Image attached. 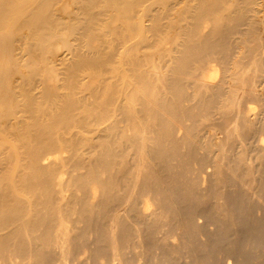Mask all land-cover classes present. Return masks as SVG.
Instances as JSON below:
<instances>
[{
	"label": "rangeland",
	"instance_id": "1",
	"mask_svg": "<svg viewBox=\"0 0 264 264\" xmlns=\"http://www.w3.org/2000/svg\"><path fill=\"white\" fill-rule=\"evenodd\" d=\"M52 1H50L49 9L52 13L53 20L57 21V23L60 20V24L65 27L69 25L68 23L70 24L72 23L71 25L74 24L76 26V30H75L76 32L66 35L64 30L60 28L58 29L57 26H56L57 28L52 30L50 33L47 34L45 32V34L48 36L44 34L42 37L45 38L46 43L49 42L47 45L49 46L51 45V48L48 47V50H47V46H45L46 52H44V49L40 50L36 46H34L37 39H34V38L29 39L30 41L32 40V45L30 44L31 42L28 41V37H27L28 32H26L29 30L28 26H21L22 28L19 27L17 30L19 29L20 30L19 31L16 30L17 33H15L16 32L15 31L14 34L12 35L10 34L11 31H9L8 29L6 31L7 33L4 32V34L6 33L5 37H8V40L10 42V55L9 56L11 59V64L6 69L11 75L10 91L12 93L11 99L13 101L10 103L8 102V104L5 106L2 121L8 124L9 127L20 126V125L22 126L23 123L28 121L27 120L28 114L26 115L24 111H21L23 109H20V106H19V104L21 105L23 103V95H26V93L28 96L27 98L28 100L31 99V102L36 101V102L41 103V106H44V108L41 107L43 108L44 113L45 112L50 113V111L52 112V111H55L56 109L58 110V111L56 110L57 113L62 112L59 109L62 108L63 110L66 107V106L64 107L63 104L66 103L65 105H67V102L65 101H68L67 99H70V98L66 99V97H68L69 93H71L70 94L71 98L75 100V101L72 100L73 101L72 103H74V105L70 102L71 100L68 101V104L70 102V104L73 105L69 107L71 108L74 107L75 109L73 112L74 116L80 117L83 114V110L89 111V108H90L91 111H89V113L92 119L98 117L100 111H99V108H97L98 105H96L97 104L96 96H99V95H96V94H98V92L101 91V88L104 85L108 83L113 85V83H115L114 84L115 87L113 86L114 87L113 89L123 94L122 92L123 90L122 91L118 90V88L122 89V86H123V84L121 83L122 81L120 82V80H118L117 78L113 80L109 78V76L112 70L115 71L120 68L121 66L120 61H122L123 60L122 57H124L123 54L126 55L128 53V50L129 52H132V51L134 53L137 52L138 54L136 53L137 54L136 57H139L138 58L139 60L137 59L136 62L140 61L138 63L135 62L136 65L135 63L132 64L133 66L134 65L138 66L137 67L138 69L135 66L134 67L132 66L133 70H131L132 69L131 66L126 67L127 71L130 68L129 72L131 71V73L132 71L136 69H137V72L139 70V73H140V69H144L145 71L149 69L148 64L145 65V63H142L146 61L147 57H148L147 60H149L150 56L152 58L153 56H155L154 58H156L155 59L156 62L154 61V58L152 61H154L155 63H158V64L161 63L164 65L165 62L166 64L167 62H169L168 56L173 55L172 52L175 53L176 51L177 53H179L180 51L181 52L185 51L191 46L192 47H194L195 45L198 46L199 44L203 42L208 43L212 47H219L218 45L221 44L220 46L229 45V46H232L233 48L234 46L236 48L237 47L242 48V49L244 48L242 51V54H240L241 56L239 57L241 60L240 62L243 64L249 63V54L246 53L249 43L257 44L259 48L264 52V0H118V1L113 0L112 2L111 0L110 1L109 0H104V1L102 0H88L87 1L86 0L85 3H84V0H81V1L80 0H52ZM119 1L121 2L118 3ZM81 2L83 3V5L86 4L85 7L82 5ZM114 2L116 3V5H118L119 7L118 9H117V6H115ZM108 3L109 4L114 3L113 5L111 4L113 7L108 5ZM103 5H104V8H103ZM65 7L67 8V10ZM87 20L90 23L87 22ZM57 25H59V23ZM129 31L132 32L133 35L131 33V36H129L130 35ZM112 34L116 36L113 38L114 35ZM99 36H101L100 37L101 39L99 38ZM24 37H25V41L29 43L28 45L24 41ZM249 40L252 42H250ZM124 41H126V43ZM133 48L135 50H133ZM50 49L52 50L49 52ZM177 49H181V50L178 51ZM167 51L169 52L171 51L170 55H169V52ZM40 52L46 53L45 56L47 57L46 60H41L42 61L41 71H40L41 73L40 72H39L40 74L35 73L36 75L31 73L34 76L33 77L29 76L30 78L29 80L25 79L26 77L24 76H26V73H27V68H26L27 65L32 60H34L36 57H38L40 55ZM165 55L168 59H166ZM158 58H160V60ZM259 59H260L259 63L261 65V68H263L262 69L263 71L261 70L262 73L259 76L257 75V78H255V90H256L255 97L250 96V95H248L249 96L248 97L246 96L247 94L244 95L243 98H241L240 100V103H239L240 107L238 106L236 110L234 111V113L230 114V116L231 115L232 116L231 117L229 116V118L233 122L231 123V126L229 127L230 129L232 128L230 130L231 131L230 134L232 133L231 136L229 135L230 137L228 136L229 132L227 130L225 131L223 130V127L225 126L227 118L225 117L223 118L220 115H214L213 118L209 119L208 121L204 119L201 122V124L200 123L196 124L197 120L194 122V120L186 119V121L184 122V126L186 125L185 128L183 127L184 129L182 128L181 130H179L178 133L175 134L176 136L174 137V139L170 140L168 138L164 140L165 144L163 145V150L165 149V151H164L163 157L155 156L154 147H150L151 148L150 151L148 148L149 146L145 149V152L147 153L144 155L145 156L144 164L146 165V168L142 169L140 174L143 176L152 175L153 176L152 180L153 181L155 180L153 182L155 189H152V190L150 189V191L147 190L145 193H143V194H146L144 196V200L150 199V204L151 203L152 204L148 211H146L145 213H140V215L137 214L135 210L131 208L130 206L127 208V210L124 209L121 212L120 214L121 216L119 218L120 220L118 221L116 228H115L116 231L114 232V237H115L114 240L115 242H117L115 244L116 246L118 244L117 249L119 247L118 249L119 253L117 254V256H115V258H111V255H110L111 253L110 248L112 247V242H111L112 235H110V233L108 232L109 230L107 229V226L109 224L110 215L112 214L110 212L115 207L120 205V203L124 201L123 199L126 198V194L125 192H123L124 191L123 186L125 184L124 181L126 180H124V178H123L124 181L122 180V177L124 176L122 174L124 173L126 169L122 166V164L127 165L126 162H128V159H132V157L129 158V156L127 155L122 156V154L120 155L119 153H118V156H120L121 158L117 156H116L117 158H115L114 155L113 157L104 156V154L102 153L103 154L102 155L100 150H97L98 148H95V147H98L96 145H98L99 143L98 140L100 139V137L102 136L105 137L106 133H108L107 126H109L111 122L115 121V124H117V127H120V126L121 127L120 129L116 127V130L118 129V133L112 132L111 135L109 133L107 137L112 136L113 133H114L113 137L114 135H116V139L115 137L114 138L111 137V139H109L110 137H108L109 145L115 148L114 149L115 155L117 154L116 148L117 150L120 149L118 145H119V140L120 139L122 140V136H120V134H122L121 128L122 129L123 127L125 128V124L122 122L120 123L119 121L120 117H115V115L113 117L112 116L113 113H111L113 112V110H115L114 108L117 106L119 102L118 99L122 97L121 94L120 95L118 94L120 96L119 97L117 95V92L115 94L114 99H112L113 101H110V103H113V104L110 105L109 103V106L114 107V108H110L108 106L109 108L105 110V112H107L108 115L112 114L110 116L113 118V119L110 118L111 122H108L109 123L108 125L106 123L104 124L106 125L105 129L103 128L104 127L103 125V126H98V129L93 128L91 129V131L85 133V136L87 135L86 138L89 137L88 139L86 138L85 139L87 142H90V144L88 143L87 146H84L85 147L84 150L86 152L87 151L86 148L88 149L92 148L90 152L88 150L87 153H85L83 151L84 147H82V150H79L80 152H78L79 155L77 154V157L72 161L68 159L69 156L67 155L69 154L62 153L64 155L59 154V156H62L64 159L62 157H61L62 159L59 158L60 160H57L54 163L55 166L53 165V163L52 164L48 163L47 165V163L43 164V162H42L43 165L39 163V166H38L40 172H38V174L36 175L37 176L41 175V178L40 176H38V178H36L37 180L43 179L42 181H45V178L47 177L45 176H44L45 178L42 177L43 175H46L45 172L46 173L50 172L52 174L53 172H56L57 175L55 177L53 175V178L63 177L64 184L67 180H68L67 182L70 181L69 183L66 182L69 188V191H67L66 196H67L68 203L70 202L71 204L72 202L71 204L72 208L69 206L68 208L66 207V209L64 208L66 212H62V214L64 216H68V214H70V216L72 217L69 216L68 218L76 222L77 224L71 223L72 222L71 221L68 225L70 227L69 228L70 233L68 236V240L69 239L70 240L68 241L69 243H67L66 249H68V251L65 250L64 258H62L60 254H58L59 253L58 248L53 247L54 236L52 234L55 228L49 231L45 230L47 226H50V228H53V226L54 227L56 226L55 224L59 217H57L58 214L56 212L57 205L53 206L54 205L53 203L57 201L56 199L57 191L59 189L64 190V188L67 187V186L65 187L64 184H62L63 187L58 186V185H53L55 183L52 182L50 185L54 187H50V185H48L49 187L47 186L50 190V191L48 190L49 192L47 191V187H46V192H45L44 187L41 186V189L40 187H38V190H39V192H37L38 195L43 196V193H44V196L45 195L47 196L49 194L47 198L45 196L46 199H44V197L41 198L43 203L46 204L47 207L43 205V203L41 204V201L39 204L43 205V207H41L40 205L36 206L38 208L40 206L41 209L39 208V211L40 213L42 212L41 214L38 212L37 210L38 208L30 207L29 205L28 207H26V211H25L24 210L25 203L20 199H17L18 200L17 201L16 200L17 196H15L16 195L15 193H13L15 201H11V198L12 200L14 198L13 196L10 197V194L4 195L5 198L7 196L8 199L10 197L11 202L8 201V199L3 198V196H0V203L2 202L1 204L5 205L4 206L0 204V207H1L0 210L3 211L0 213V215L4 214L5 212L4 210H6L5 214L1 217L2 218L5 217L8 220L6 221V219L3 218V220L5 221L2 223L3 220L0 217V221L2 224L0 226H3L2 228L1 227L0 228L1 230L2 229L4 230L6 228L5 229L6 234L10 233L11 231L14 232V233L11 232L12 235L8 234L9 238L7 237L6 234H5L6 235L5 237L3 230L2 232L4 236L2 235V233L0 234V237L3 236L1 238L5 237L4 241L3 239L1 240L0 238L1 240L0 243L2 242L1 247H0L2 249L0 250V257L2 255V252L5 250L3 252V256L1 257L2 263L0 262V264H19V263L20 264H38V263L39 264L40 263L41 264H51L50 262H52V264H264V64H263L264 57L263 58L259 57ZM211 62H213L214 64L210 63V66L214 65L215 67L213 66L214 67L213 71L217 73L214 79H211V82L213 81V83L214 82L217 83L218 80H220L222 76V73H221L222 64L219 63L218 61L217 63L216 60L211 61ZM161 64L160 66L162 68L164 67L165 69L166 65L163 66ZM86 65L88 67V70L85 69ZM141 65L142 67L145 65L147 69L144 68L145 66L143 68H140L139 66ZM82 66L84 67L82 68ZM18 70L20 71L18 72V75H17ZM87 71H90L89 75L87 74L88 73ZM51 72L57 73L58 79H59V80L57 79L58 81L57 83H54L53 81H51L50 79L51 74H52ZM93 73L96 75H94ZM85 75L88 78L85 77ZM71 79L73 80L74 83L72 82ZM115 80H117L116 82L118 83H116ZM87 83L88 84L92 83L93 87H90V89L93 88L94 90H89V88H87V85H88ZM119 83H121V85ZM70 85H71V88L73 87L72 91L68 89ZM116 85L118 87L117 89H116ZM98 87L100 89H98ZM210 91L212 90L207 91V94L205 98L203 99L207 100L209 97H211L210 95H213V91L212 92ZM209 92L212 94H210ZM93 93L95 95H93ZM188 94L191 96L193 94V91L191 89L188 90ZM77 96L80 99L82 97V100H80ZM7 98H10V96H8ZM189 99L190 98H188L187 100ZM115 100H118V101L116 102ZM187 100L185 101V105H187V107L192 106L191 104L194 105V103L195 105H197L196 102L191 103L190 100L189 101ZM46 102H50V103H46ZM94 103H96L95 104L96 106L94 105ZM89 105L92 108H94V111L92 110L91 107H89ZM81 106H83L84 109ZM75 107L76 108L79 107V109H76ZM108 109L109 110L112 109V110L108 111ZM201 110L203 112H201ZM196 111L198 114L200 112L199 114L200 117L202 116V114L205 117L206 111L203 106L197 105ZM94 112H96V114H94ZM238 112H241V113L243 112V114L247 115L244 120L243 118L240 117L243 121L242 120L240 121V118H238L239 120L236 118ZM79 113H80V116H78ZM107 113L105 114L107 115ZM97 114L98 116H96ZM202 118L203 116L201 117V120ZM236 119L238 121H236ZM210 126H212V128ZM213 127H215L216 129ZM41 129L43 128L41 127ZM233 129H235V131H233ZM119 130H121L120 133H119ZM147 130L148 129H146L145 133H147ZM44 131L45 130L43 129V131H41V134L39 132L38 133L39 135L33 136L35 138V139L33 138L35 141H38L39 139L41 140L42 138L41 147H44V148L39 149L40 153L42 154L40 158L48 154L47 151H49L48 148H45L46 147L45 143L48 141V138H46L48 137V133L45 132L46 133L45 135ZM131 132L126 131V134L128 135V137L132 136ZM118 134L121 138L118 136ZM153 136L154 135H152L151 137ZM93 138L94 140H92ZM113 139L115 141H118V143L114 142ZM94 141L96 144L94 143ZM131 141L133 144L131 143ZM91 142H92V145H91ZM129 142L127 143V145L131 144L130 146L135 145V142H136V145L140 143V142L138 143L137 140L136 141L129 140ZM92 146L93 147L95 146V147L93 148ZM1 147L2 146H0V148ZM132 147H135V146H132ZM94 149H96L97 152ZM5 150L7 149L5 148ZM53 150L54 152H57L56 149H53ZM53 150H50L49 152H53ZM92 151L96 152L97 154L93 153ZM88 152L93 155L91 154L89 155ZM5 153L6 151L4 152V148H3V153L0 154V168L2 169L4 167L5 168L4 170L6 171L5 165L7 164L5 163H6V160L9 158V155H6ZM80 153H82L83 155ZM85 156H86V159H85L86 163L85 161H83ZM80 157H84V158L81 159ZM122 157H123L122 161L118 160V158L122 159ZM91 158L93 159V161ZM143 158L144 157H142V162L144 160ZM124 159L125 160L127 159L126 162ZM67 160H69L72 163H70ZM116 160L121 161V163L117 165L116 163L118 161L116 162ZM59 161H61L60 164L64 162L65 163L67 162L70 164L76 163L77 168L75 169V171L74 169H72L74 173L70 171V173L67 172L66 174V172H64L66 171V169L63 168V164L62 166L59 164ZM129 161L131 162V160ZM101 162L103 165L111 163V162L112 164L115 163L116 165L114 166L116 168L114 170V166L111 164L112 167L110 166L108 171H105L102 168L103 165L100 164ZM78 164L82 167V169L84 167V169L83 170L80 169L81 167H79ZM40 165L42 167H40ZM56 166H57V170L58 168H61V170L63 169L64 171L55 170ZM85 166L91 169L92 168L95 169V171L98 173H96L95 175V171L94 172L93 170L90 171V169L88 170V168ZM98 167H100L101 169ZM119 167L121 168L123 167V169L120 168L122 173H120ZM1 169L0 171L4 173L5 171ZM77 169L78 171H76ZM42 170L43 171L45 170V171L43 172ZM87 170H88V174H85ZM109 170L111 174H109ZM80 173H82L85 176L87 175L86 179L88 178L89 179L88 180L84 179L85 177H83V175L81 174L84 180H82L80 184L79 183L77 184L78 180L81 181L82 179V177L79 175ZM64 174L66 177L64 176ZM98 174L100 175V177ZM104 174L105 175L107 174V175L105 176ZM67 175L69 177H67ZM91 175L92 177L93 176L95 177L97 176V178L99 177V181L104 186L108 184L110 190L109 191L107 190L108 191L107 196H108V193H110V191L112 192V194H109V196L110 195L111 196L107 197L108 200L110 199V201H107L109 203L106 202L107 200L106 198L105 201H102V203L100 202L101 205H99V203L93 207L82 205L83 200H84V196H83L84 194L82 190L85 189L84 186L91 187V185H93L94 183L93 181H89L94 178V177L92 178ZM37 176H33V177H37ZM70 176L73 178H71ZM76 176L78 177L77 179H76ZM114 176L118 181L121 180L120 181L121 183L119 182L120 184L117 182ZM15 177L16 176L14 175L12 176V178H15ZM109 178L111 180L113 179L112 181L114 182L116 181L115 183L118 186L112 187L113 185L115 186V183L112 185L109 184L108 183L110 181ZM71 179L72 181L73 180L76 181L74 182L77 184V187L79 189H81L83 185L84 189L80 190L81 193L80 191H76V194H75V190H77L75 183H74V186L72 185V189L73 190L74 188L76 189L74 191L71 190V188L69 187V185L71 186ZM101 180L104 182H102ZM54 182H56V180H54ZM122 183L123 185H121ZM87 184H90V185H87ZM78 185H80L81 188ZM118 187L119 188L121 187L122 189L121 188L119 189ZM50 188L52 190L54 189L53 193L54 195H56L55 197L52 196L53 194ZM111 188H113V190H111ZM42 189H44V191ZM54 191L56 192V194ZM51 196L54 198V201L53 199L51 200L50 198ZM77 196H79L80 198L79 197L77 198ZM74 197L76 201L74 200ZM1 199L3 201H1ZM4 199L7 200V203L9 202L8 205ZM77 199H79L80 201ZM19 201L20 202L22 201L23 204H21ZM12 202L13 203L16 202L15 204L17 203L21 204V205H18V204L17 205L21 206L20 208L22 209L24 208L23 210L21 209L20 211V208L16 206L20 212L17 214V216L15 212L17 213L16 210L18 209H16L15 205L13 204L14 207L13 205H11L12 208L11 206H9L10 204H12ZM73 202L74 203L76 202V203L74 204ZM47 203L49 204L52 203V204L47 205ZM76 204H78L79 207L76 206ZM72 205H75V206H72ZM26 206H27V203H26ZM52 206L55 207V210H51L53 208ZM3 207H5L6 209ZM27 208L28 210L29 208L31 209L33 208V209L29 210V212L27 213L28 211ZM70 208L74 210V214H73V211H70L71 210ZM81 208H84L85 210ZM9 209H10V213H9ZM34 209H36L37 211ZM47 211L48 213L51 211L53 214L52 213L48 214ZM21 212L23 214H21ZM30 212H33V214L32 213H31L32 215L29 214ZM71 212L75 216V218L73 215H71ZM80 212H82L81 213L82 216L79 215ZM102 213H104L105 215ZM25 214H28L26 215V217L28 216L27 220L29 222L26 220ZM39 214L40 216H43L42 220L44 219L45 221L46 220L48 221L44 222V220L43 221L39 220L38 227L36 226V228H34L35 227L34 225L37 224L34 221H36V219L38 220V218L39 219L41 218L39 216L37 217V215ZM46 214H47V217L48 215H51V216L47 218ZM54 214L55 215L57 214V216H55ZM153 214H157V215L163 214V215L161 217L158 215L159 217L158 219L157 215H153ZM33 215H35L36 218ZM15 216L17 218L19 217L18 218L19 222H17L18 220ZM165 216H167L168 218ZM50 218L54 219L55 222L54 220L52 222ZM76 218H79V219L77 220ZM20 219H22V222L20 221ZM77 221H79L80 223L78 224ZM8 222L10 223L8 226L9 230H7ZM40 222L41 223L44 222L45 229H43L44 227L42 228V226L44 225H42ZM19 223L20 225L18 226ZM21 223L23 226L21 225ZM39 223L42 226H39L40 225ZM30 224H34V225H30ZM51 224H54V225H52L51 227ZM73 225H77V226H73ZM10 226L12 227L9 228ZM15 226L17 227L18 230L15 229L16 228ZM28 226H31V227L28 228ZM41 228L44 230V232H42L43 230ZM34 229H36V232H34L35 231ZM27 230L29 231V234ZM106 230L108 231L106 232ZM21 231L24 233H22ZM31 231H33L35 235L33 233H30ZM19 233L22 235V238L24 240L23 239L21 240V236ZM14 234H17L19 236L18 237L16 235L17 236L16 238H18L17 240L14 239L15 238ZM42 234H44L43 237L46 236V238H42ZM11 236L13 238H11ZM100 236L102 238H100ZM33 237L34 239L35 237L39 238V241L41 243L38 242L37 239L34 240ZM5 239L8 241L13 239L14 241L11 240L13 242L10 241V243H13L12 245L18 242L17 245L20 246L19 248H17L16 244L14 245L15 248L18 250L13 248L14 246L11 247V244L9 242L6 243ZM46 239H48L49 241H47ZM50 240H53V241L51 242ZM30 241H32L31 243H33L34 241L35 242L31 244ZM47 242L51 243L52 245L50 246V244ZM4 243L7 244L6 247L10 246L11 249L13 248L12 249L13 251L9 248L5 249L4 245L6 244ZM25 243L27 246L28 245L29 246L27 247ZM44 244L45 245L47 244L46 248L48 250L45 249L46 253H44L45 252ZM33 245L35 246L37 245L38 247H35ZM40 246L42 247L44 246L43 249L39 248ZM30 247L32 248V250L39 248L40 253L42 254L43 257H39L41 256V254L40 253L35 254L36 252L33 250L35 254V255L33 254L34 256L39 255L38 256L39 258H37L36 260L35 259L36 257L32 256L33 251L31 250ZM50 247L53 249H51ZM20 248L22 249V251ZM29 248L30 250L26 252ZM7 249H9V252L10 251L11 252L10 253L7 252L8 251ZM14 249L16 250L17 253L15 252ZM39 249L38 250L36 249V251L38 252ZM54 249H55V252L52 251ZM41 250H43V252H41ZM18 251H19V255L23 254V258L25 259L19 260V258H22L21 257L22 255L18 257ZM5 252H7L8 255ZM12 252H15L13 253L14 255L12 254ZM51 252H54V253L51 254ZM25 253L29 255L26 256ZM11 254L13 257L10 256ZM6 256L7 257L9 256V257L7 258ZM33 257L36 260V263L34 262L35 260L33 259ZM1 258H0V261H1ZM12 258H13L12 261L15 263L11 261ZM17 260L21 262H18Z\"/></svg>",
	"mask_w": 264,
	"mask_h": 264
},
{
	"label": "bare ground",
	"instance_id": "2",
	"mask_svg": "<svg viewBox=\"0 0 264 264\" xmlns=\"http://www.w3.org/2000/svg\"><path fill=\"white\" fill-rule=\"evenodd\" d=\"M50 1H52V0H0V146H2L1 148H0V154H2L3 153V148H4V152L6 151V155H9V158L6 160V163L5 164H7V165H5L6 166V171L4 170L5 168L3 167L2 169H3V171H5L4 173H2L1 171V173H0V175H2V176H0V196H3V198H5V196L4 195H7V194H10V197L11 196H13V198H14V195H13V193H15L16 195L15 196H17L16 197V200L17 199H20V200H22L25 204V206H24V210L26 211V207H28V205L30 206V207H34V208H38V207H36L37 205H40L41 207H43V205H45L46 206V204H44L43 203V201H42V199L41 198H43L44 197V199H46L47 198V196L49 195H45L46 196V198H45V196H44V193H43V196L41 197L40 195H38V193L37 192H39V190H38V187H40V189H41V186L42 187H44L45 188V192H46V187L48 186V185H50L52 182L53 183H55V184H53V185H58V186H61V187H63L62 186V184H64L63 183V177L61 178V177H56V178H53V175H54V177L57 175V173L56 172H53V174L52 173H46L45 172V174L47 175H43L42 177L43 178H45V177H47V178H45V181H42L43 179H36V178H38V176H40V178H41V175H36V174H38V172H40L39 171V168H38V166H39V163L41 164V165H43L44 163H47V165H48V163L50 164H52L53 163V165L55 166V162L57 161V160H60L59 158H61L62 156H59V154H62V153H66V154H69V155H67V156H69L68 157V159L69 160H74L76 157H77V154H78V152H80L79 150H82V147H84V146H87V144L89 143L90 144V142H87L86 141V139H88L89 137H87L86 138V136H85V133L86 132H89V131H91V129H98V126H103L105 123L108 125L109 123L108 122H111V120H110V118H112V117H110L111 115L109 114L108 115V113L107 112H105V110H107V108H114V107H111V106H109V103H110V101H113L112 99H114V97H115V94H116V92H117V95L119 94H121V93H119L118 91H116V90H114L113 88L115 87L114 86V84L115 83H113V85H111L110 83H108V84H106V85H104L102 88H101V91L100 92H98V94H96V95H99V96H96L97 97V104L96 103H94V105L96 104V105H98V107L97 108H99V116H98V114L96 115V116H98V117H96V118H93L92 119V117L90 116V113H89V111H91V109L89 108V107H91L90 105H89V111H86V110H83L84 109V107L83 106H81L82 108V110H83V114L80 116V113H81V111H80V113L78 114V116H80V117H77V116H74V107L73 108H71V107H69V106H71L72 104L74 105V103H72L73 101L72 100H74V99H72L71 98V93H69V95H68V97H66V99L67 98H70V99H67L68 101H70L72 104H70V102H69V104H68V101H65V102H67V105H65V104H63L64 105V109L62 110V108L61 109H59V110H61L62 112H59V113H57L56 112V110L55 111H50V113L48 112V113H44V110H43V108H44V106H41V103H39V102H31V99H27L28 98V96H27V93H26V95H23V103L20 105L19 104V106H20V109H23V110H21V111H24V113H26V115L28 114V117H27V122H25V123H23V125L21 126H14V127H9L8 126V124H6L5 122H3L2 121V119H3V112H4V109H5V106L8 104V102L10 103V102H12L13 100L11 99V96H12V93H11V91H10V89H11V87H10V85H11V81H10V78H11V75H10V73L7 71V69L6 68H8L9 67V65L11 64V59H10V42H9V40H8V37H5L6 35V31H7V29L9 30V31H11V35L12 34H14V32L20 27V28H22L21 26H28V28H29V30L28 31H26V32H28V34H27V37H28V41L29 42H31L30 44L32 45V40L30 41L29 39H37V41H36V43H35V45L34 46H36L38 49H44V52H46V50H45V46H47V50H48V47H50L51 48V45L49 46V45H47L48 43H46V40H45V38H43L42 36L45 34V32L48 34V33H50L52 30H54L55 28H57L58 27V29L60 28V29H62V30H64V32L66 33V35H69V34H71V33H74V32H76L75 30H76V26L73 24V25H71L70 23H68L66 26L67 27H65V26H63V25H61L60 24V20H59V25H57L58 23H57V21H55V20H53V17H52V13H51V11H50V9H49V4H50ZM81 1V0H80ZM85 1L86 0H84V3H85ZM88 1V0H87ZM102 1H104V0H102ZM110 1V0H109ZM109 1H107V2H109ZM113 0H111V2H112ZM118 1V0H117ZM116 1V2H117ZM52 2H54V1H52ZM121 1H119L118 3H120ZM71 3V2H70ZM82 3V2H81ZM87 3V2H86ZM91 3H92V1H91ZM95 3V2H94ZM105 3V2H104ZM115 3V2H114ZM114 3H111L112 5L114 4ZM52 4V3H51ZM76 4V3H75ZM90 4V3H89ZM111 4H109L108 3V5H110V6H112ZM82 5H83V3H82ZM86 5V4H85ZM85 5H83L84 7H85ZM91 5V4H90ZM94 5H96V4H94ZM107 5V4H106ZM107 5V6H108ZM77 6V5H76ZM115 6H117V9L119 8L118 7V5H116V3H115ZM208 6V5H207ZM67 7V6H66ZM65 7V8H66ZM71 7H73V6H71ZM86 7H88V6H86ZM113 7V6H112ZM121 7V6H120ZM124 7V6H123ZM200 7V6H199ZM101 8V7H100ZM103 8H104V5H103ZM116 8V7H115ZM56 9V8H55ZM80 9V8H79ZM89 9V8H88ZM114 9V8H113ZM211 9V8H210ZM65 10V9H64ZM66 10H67V8H66ZM115 10V9H114ZM113 10V11H114ZM59 11V10H58ZM85 11V10H84ZM97 11V10H96ZM186 11V10H185ZM192 11V10H191ZM214 11V10H213ZM124 12V11H123ZM204 12V11H203ZM58 13V12H57ZM65 13H66V11H65ZM213 15V14H212ZM94 16V15H93ZM58 18V17H57ZM208 18V17H207ZM56 19V18H55ZM92 19V18H91ZM95 19V18H94ZM119 19V18H118ZM206 19V18H205ZM217 19V18H216ZM73 20V19H72ZM195 21V20H194ZM65 22H67V21H65ZM81 22V21H80ZM87 22H89L88 20H87ZM61 23H63V22H61ZM90 23V22H89ZM212 23V22H211ZM93 25V24H92ZM57 26V27H56ZM181 27V26H180ZM200 27V26H199ZM26 28V27H25ZM78 28V27H77ZM57 29V30H58ZM20 30V29H19ZM19 30H17V31H19ZM56 30V31H57ZM128 30V29H127ZM195 30V29H194ZM199 30V29H198ZM201 30V29H200ZM8 31V32H9ZM17 31L15 32V33H17ZM93 31V30H92ZM117 31V30H116ZM130 31H132V30H130ZM129 31V33H130V35H129V33H128V35L129 36H131V33L132 32H130ZM175 31V30H174ZM202 31V30H201ZM4 32H6L5 34H4ZM180 32V31H179ZM200 33V32H199ZM9 34V35H10ZM52 34V33H51ZM190 34V33H189ZM26 35V34H25ZM46 35V34H45ZM54 35V34H53ZM90 35V34H89ZM112 35H114V34H112ZM127 35V36H128ZM132 35H133V33H132ZM46 36H48V35H46ZM45 36V37H46ZM72 36V35H71ZM111 36V35H110ZM116 35H114L113 36V38L115 37ZM125 36V35H124ZM249 36V35H248ZM10 37V36H9ZM40 37V38H39ZM42 37V38H41ZM53 37V36H52ZM65 37V36H64ZM63 37V38H64ZM83 37V36H82ZM97 37V36H96ZM101 36H99V38H100ZM109 37V36H108ZM118 37V36H117ZM51 38V37H50ZM72 38V37H71ZM79 38H81V37H79ZM98 38V37H97ZM128 38V37H127ZM178 38V37H177ZM191 38V37H190ZM215 38V37H214ZM16 39V38H15ZM101 39V38H100ZM108 39V38H107ZM176 39V38H175ZM27 40V39H26ZM54 40V39H53ZM106 40V39H105ZM115 40H116V38H115ZM130 40V39H129ZM24 41H25V37H24ZM66 41V40H65ZM64 41V42H65ZM95 41V40H94ZM184 41V40H183ZM236 41V40H235ZM244 41V40H243ZM250 41V40H249ZM26 42V44L28 45L29 43L27 42V41H25ZM67 42V41H66ZM86 42H88V41H86ZM125 43H126V41H124ZM209 42V41H208ZM214 42V41H213ZM242 42V41H241ZM250 42H252V41H250ZM90 43V42H89ZM114 43V42H113ZM117 43V42H116ZM183 43V42H182ZM215 43V42H214ZM218 43V42H217ZM240 43V42H239ZM243 43V42H242ZM34 44V43H33ZM109 44V43H108ZM184 44V43H183ZM219 44V43H218ZM217 44V45H218ZM231 44V43H230ZM64 45V44H63ZM67 45H68V43H67ZM215 45V44H214ZM221 45V44H220ZM220 45H218L219 47H212L211 45H209L208 43H205V42H203V43H201V44H199L198 46H194V47H189L188 49H184L185 51H180L181 49H177L178 51H180L179 53H177L176 51H175V53L174 52H172V54L173 55H170V52L169 51H167V52H169V55L170 56H168V58H169V62H167V64H166V62H165V64L163 65V64H161V63H155L156 61H155V59L156 58H154L155 56H153V58H154V61H152L153 60V58L151 59L150 57H149V60H147L148 59V57H147V59H146V61L145 62H142V63H145V65H149L148 67H149V69H147L146 68V66L144 67V68H146L147 70L145 71L144 69H140V73H139V70H138V72H137V67L138 66H135L136 65V63H138V62H140V61H138V62H136L137 61V59L139 58V57H136L137 56V52H129V50H128V53L126 54V55H124L123 54V56L124 57H122V61H120L121 63V66H120V68L118 69V70H115L114 68V70L115 71H111L110 72V76H109V78H111V79H115V78H117L118 80H120V82L123 84V86H122V89H119L118 87H117V85H116V89L118 88V90L119 91H122L123 92V94H121L122 95V97L120 98V99H118L119 100V102H118V104H117V106L114 108L115 110H113V112H111V113H113V117H114V115H115V117H120V123L122 122V123H124L125 124V128L123 127V129H125V130H123L122 128H121V130H122V134H120V136H122V140L120 139L121 137L119 136V134H118V136L120 137L119 139L121 140H119V147H120V149H119V147H118V149L119 150H117V148H116V152H117V154L115 155V152H114V149L115 148H113L112 146H110L109 145V139H111V137H113V134L114 133H118V129H120V127H117V124H115V121H113V122H111L110 124H109V126H107V129H108V133H106V136L105 137H100V139L98 140L99 141V143H98V145H96V146H98V147H95V148H98L97 150H100V152H101V154L103 153L104 154V156H111V157H113V155L115 156V158H117V157H120V156H118V153L121 155L122 154V156H129V158H131L132 157V159H128V162H126V160H125V162L127 163V165H123L122 164V166L126 169L125 171H124V173L122 174V175H124L123 177H122V180H123V178H124V180H126V181H124V186H123V192H125V194H126V198H124L123 200V202L122 203H120V205H118L117 207H115L110 213H112L111 215H110V219H109V224H108V226H107V229L109 230H106V232L108 231L109 233H110V235H112V247L110 248L111 250V253L110 252H108V253H110V255H111V258H115V256H117V254L119 253L118 252V249H119V247H118V249H117V246H118V244H117V246H116V244L115 243H117V242H115V237H114V232L116 231V225H117V223H118V221L120 220L119 218H120V214H121V212L125 209V210H127V208L130 206L131 208H133L134 210H135V212L137 213V214H139L140 215V213H145L146 211H148L149 209H150V207H151V204H150V199L149 200H144V196L146 195V194H143V193H145L147 190H149L150 191V189L152 190V189H155V186L153 185V182L155 181H153L152 179H153V176L151 175V176H149V175H145V176H143V175H141L140 174V172L142 171V169H145L146 168V165L144 164L145 163V154H147L146 152H145V149L148 147L149 148V151H150V147H154V149H155V156H157V157H163V154H164V151H165V149L163 150V145L165 144L164 142V140L165 139H170V140H172V139H174V137L176 136L175 134L176 133H178V131L179 130H181L183 127L185 128V126H184V122L186 121V119H189V120H194V122L196 121V124L197 123H200L201 124V122L205 119V120H209V119H211V118H213V116L214 115H220V116H222L223 118L225 117V118H227L226 119V123H225V126L223 127V130L225 131V130H227L229 133H228V136L230 135L231 136V134H230V130L232 129H230L229 127L231 126V123H233L232 121H231V119L229 118V116H230V114H233L234 113V111L236 110V108L239 106V103H240V100H241V98H243V96L244 95H246V96H248V95H250V96H254L255 97V78H257V75L259 76L261 73H262V69L263 68H261V65H260V63H259V61H260V59H259V57L260 58H263L264 57V52L259 48V46L257 45V44H252V43H249L248 44V48H247V51H246V53H248L249 54V63L248 64H243V63H241L240 61V54H242V51H243V49L242 48H239V47H235L234 46V48L232 47V46H229V45H223V46H220ZM233 45H234V43H233ZM179 46V45H178ZM54 47V46H53ZM114 47V46H113ZM138 47V46H137ZM153 47V46H152ZM177 47V46H176ZM182 47V46H181ZM244 47V46H243ZM136 48V47H135ZM140 48V47H139ZM147 48V47H146ZM161 48V47H160ZM172 48H174V47H172ZM183 48V47H182ZM112 49V48H111ZM130 49V48H129ZM52 49H50L49 50V52L51 51ZM55 50V49H54ZM133 50H135L134 48H133ZM159 50V49H158ZM157 50V51H158ZM161 50V49H160ZM246 50V49H245ZM43 51V50H42ZM145 51V50H144ZM172 51H174V50H172ZM48 52V51H47ZM48 52V53H49ZM148 52V51H147ZM152 52V51H151ZM54 53V52H53ZM52 53V54H53ZM124 53V52H123ZM137 53V54H136ZM166 53V52H165ZM164 53V54H165ZM148 54V53H147ZM12 55V54H11ZM46 55V53H41L40 52V55L38 56V57H36L34 60H32L28 65H27V73H26V76H24V77H26L25 79H27V80H29L30 78H29V76H34V75H36L35 73H38V74H40L41 72V60H46L47 59V57L45 56ZM162 55V54H161ZM168 55V54H167ZM51 56V55H50ZM247 56V55H246ZM164 57V56H163ZM165 57H166V55H165ZM164 57V58H165ZM141 58V57H140ZM167 57H166V59H168ZM13 59V58H12ZM38 59V60H37ZM159 60H160V58H158ZM163 59V58H162ZM139 60V59H138ZM141 60V59H140ZM151 60V61H150ZM165 60V59H164ZM214 60H216V62L218 61L219 63H221L222 64V66H221V70H222V76H221V79L220 80H218V82L216 83V82H214L213 83V81L211 82V79H214V77L216 76V74L217 73H215L213 70V68L215 67L214 65V67L213 66H210V63H212V64H214L213 62H211V61H214ZM264 60V59H263ZM53 61V60H52ZM163 61V60H162ZM168 61V60H167ZM48 62V61H47ZM136 62V63H135ZM157 62H159V61H157ZM217 62V63H218ZM49 63V62H48ZM118 63V62H117ZM135 63V67L137 68L136 70H134V71H132V73H131V71L129 72V70H130V68L128 69V71L126 70L127 68L126 67H128V66H133L132 64H134ZM97 64V63H96ZM141 64V63H140ZM160 64L161 65H163V66H165L166 65V67H165V69H164V67L162 68L161 66H160ZM264 64V63H263ZM138 65V64H137ZM52 66V65H51ZM91 66V65H90ZM118 66V65H117ZM133 66V67H134ZM263 66V65H262ZM44 67V66H43ZM84 66H82V68H83ZM133 67H132V69L131 70H133ZM140 68H143L142 67V65L141 66H139ZM11 68V67H10ZM16 68V67H15ZM25 68V69H26ZM50 68V67H49ZM79 68H80V66H79ZM85 69H87L88 70V67H87V65H86V67H85ZM84 69V70H85ZM162 69H164V70H162ZM52 70V69H51ZM79 70V69H78ZM77 70V71H78ZM90 70V69H89ZM92 70V69H91ZM99 70V69H98ZM142 70V71H141ZM219 70V69H218ZM220 70V71H221ZM262 70V71H261ZM14 71V70H13ZM16 71V70H15ZM20 70H18L17 71V75H18V72H19ZM93 71H94V69H93ZM101 71V70H100ZM162 71H164V72H162ZM6 72H8V73H6ZM40 72V73H39ZM75 72V71H74ZM80 72V71H79ZM88 72V73H87ZM86 73L89 75V72L90 71H87ZM142 72H144V73H142ZM34 74V75H32V74ZM52 74H51V81H53L54 83H57L58 81H57V79H58V75H57V73H53V72H51ZM95 73H96V71H95ZM137 73V74H136ZM140 75H139V74ZM142 73V74H141ZM37 74V75H38ZM83 74V73H82ZM85 74V73H84ZM86 74V75H87ZM94 74V73H93ZM98 74V73H97ZM215 74V75H214ZM85 75V77H87ZM92 75V74H91ZM90 75V76H91ZM94 75H96V74H94ZM101 75V74H100ZM60 76V75H59ZM74 76V75H73ZM106 76V75H105ZM89 77V76H88ZM87 77V78H88ZM93 77V76H92ZM101 77V76H100ZM14 78H15V76H14ZM95 78H97V77H95ZM107 78V77H106ZM93 79V78H92ZM108 79V78H107ZM27 80H26V82H27ZM59 80V79H58ZM72 80V79H71ZM95 80V79H94ZM110 80V79H109ZM81 81V80H80ZM103 81H104V79H103ZM117 80H115V82H116ZM64 82V81H63ZM72 82H73V80H72ZM74 83V82H73ZM116 83H118V82H116ZM121 83H119L120 85H121ZM30 84V83H29ZM88 84V83H87ZM90 84V83H89ZM88 84V85H89ZM118 84V85H119ZM68 85H69V83H68ZM75 85V84H74ZM88 85H87V88H89V90H94L93 88H91L90 89V87H93V85H92V83L89 85V87H88ZM62 86V85H61ZM114 86V87H113ZM57 87V86H56ZM85 87V86H84ZM16 88V87H15ZM73 88V87H72ZM72 88H71V85H70V87L68 88L69 90H71L72 91ZM86 88V89H87ZM98 89H100L99 87H98ZM192 90L193 91V94L190 96L189 94H188V90ZM82 90H83V88H82ZM208 90H212L213 91V95H210L211 97H209L207 100L206 99H203V98H205V96H206V94H207V91ZM27 91V90H26ZM76 91V90H75ZM212 91H210V92H212ZM28 92V91H27ZM209 92V93H210ZM23 93H24V91H23ZM90 93H92V92H90ZM95 93V92H94ZM93 93V95H95ZM97 93V92H96ZM11 94V95H10ZM210 94H212V93H210ZM73 95H74V93H73ZM116 95V96H117ZM118 95V96H119ZM190 97H189V96ZM8 96H10V98H7ZM91 96V95H90ZM117 96V97H118ZM60 97V96H59ZM72 97H74V96H72ZM78 97V96H77ZM93 97V96H92ZM95 97V98H96ZM120 97V96H119ZM118 97V98H119ZM249 97V96H248ZM79 98V97H78ZM90 98V97H89ZM188 98H190L189 100H190V102L192 103H194V102H196V104L197 105H201V106H203L204 107V109H205V111H206V115H205V117H204V115L202 114V116H203V118H202V120H201V117L199 116V114H200V110L198 111L199 112V114L197 113V111H196V107H197V105H195V103H194V105L193 104H191L192 106H190V107H187V105H185V101L188 99ZM251 98V97H250ZM22 99V98H21ZM44 99V98H43ZM61 99V98H60ZM80 99V98H79ZM26 100H27V102H26ZM80 100H82V97H81V99ZM84 100V99H83ZM118 100H115L116 102L118 101ZM189 100H187V101H189ZM45 101H47V100H45ZM75 101V100H74ZM77 101V100H76ZM95 101H96V99H95ZM57 102H59V101H57ZM56 102V103H57ZM79 102V101H78ZM82 102V101H81ZM80 102V103H81ZM84 102V101H83ZM17 103H19V102H17ZM46 103H50V102H46ZM64 103V102H63ZM76 104V103H75ZM87 104V103H86ZM111 104H113V103H110V105ZM188 104V103H187ZM190 104V103H189ZM13 105V104H12ZM48 105V104H47ZM72 105V106H73ZM85 105V104H84ZM95 105V106H96ZM116 105V104H115ZM114 105V106H115ZM55 106V105H54ZM75 106H77V105H75ZM109 106V107H108ZM113 106V105H112ZM41 107H43V108H41ZM46 107V106H45ZM58 107V106H57ZM200 107V106H199ZM240 107V106H239ZM76 108V107H75ZM92 108V107H91ZM96 108V107H95ZM76 109H79V107L78 108H76ZM86 109V108H85ZM47 110V109H46ZM92 110L94 111V108H92ZM112 110V109H111ZM111 110H109L108 109V111H111ZM18 111V110H17ZM20 111V110H19ZM58 111V110H57ZM64 111V112H63ZM92 111V112H93ZM98 111V110H97ZM204 111V112H205ZM77 112H79V111H77ZM201 112H203L202 110H201ZM72 113H73V115H72ZM105 113H107V115H108V117H107V115L105 114ZM94 114H96V112H94ZM236 115V114H235ZM24 116V115H23ZM94 116V115H93ZM207 116V117H206ZM232 116V115H231ZM230 116V117H231ZM246 116L247 115H245V114H243V112L241 113V112H238V114H237V119L238 118H243V120L246 118ZM78 118V119H77ZM240 118V121L242 120ZM8 119V118H7ZM45 119V120H44ZM113 119V118H112ZM236 119V121H238ZM110 120V121H109ZM117 120V119H116ZM242 120V121H243ZM20 121V120H19ZM245 121H247V120H245ZM24 122V121H23ZM117 122V121H116ZM205 122V121H204ZM203 122V123H204ZM120 123H119V125H120ZM224 123V122H223ZM235 123V122H234ZM237 123V122H236ZM18 124V123H17ZM186 124V123H185ZM210 125V124H209ZM13 126V125H12ZM41 127L45 130L44 131V133L46 132V133H48V137H46V138H48V141L45 143V145H46V147L45 148H48V150L50 151V150H53V149H56V151L57 152H54V150H53V152H49V151H47L48 152V154H46V153H44V154H46V155H44L42 158H40V156L42 155L41 153H40V148H44V147H41V140H42V138H41V140L39 139L38 141H35L34 139V137L33 136H35V135H39L38 133L40 132V134H41V131H43V129H41ZM105 127H106V125H104V129H105ZM116 127L118 128L117 130H116ZM211 128H212V126H210ZM145 128V129H144ZM183 128V129H184ZM213 128H215V127H213ZM100 129V128H99ZM102 129V128H101ZM144 129V130H143ZM146 129H148L147 130V133H145V131H146ZM202 129V128H201ZM216 129V128H215ZM236 129V128H235ZM235 129H233V131H235ZM76 130V131H75ZM121 130H119V133H120V131ZM210 130V129H209ZM75 131V132H74ZM126 131H132L131 133H132V136L131 137H128V135L126 134ZM144 131V132H143ZM211 131V130H210ZM232 131V132H233ZM112 132H114L113 134H112V136H108V137H110L109 139H108V137H107V135L110 133V135H111V133ZM190 132V131H189ZM198 132V131H197ZM46 133H45V135H46ZM94 133V132H93ZM225 133V132H224ZM90 134V133H89ZM102 134H104V133H102ZM151 134V135H150ZM189 134H191V133H189ZM261 134V133H260ZM101 135V134H100ZM152 135H154L153 137H151ZM226 135V134H225ZM92 136H93V134H92ZM95 136H97V135H95ZM117 136V137H118ZM229 136V137H230ZM114 137H115V139H116V135H114ZM113 137V138H114ZM34 138V139H33ZM45 138V139H46ZM86 138V139H85ZM90 138H92V137H90ZM180 138V137H179ZM38 139V138H37ZM36 139V140H37ZM91 140V139H90ZM92 140H94V138L92 139ZM91 140V141H92ZM96 140V139H95ZM107 140V141H106ZM118 140V139H117ZM129 140H137L138 141V143L139 144H137L136 145V142H135V145H132V146H135V147H132V146H130L131 144H129V145H127V143L129 142ZM190 140V139H189ZM113 141L114 142H117L118 143V141H115L114 139H113ZM174 141V140H173ZM229 141V140H228ZM43 142V141H42ZM45 142V141H44ZM87 142V143H86ZM93 142V141H92ZM92 142H91V145H92ZM111 142V141H110ZM203 142V141H202ZM94 143H95V141H94ZM94 143H93V145H94ZM113 143V142H112ZM111 143V144H112ZM130 143V142H129ZM131 143H132V141H131ZM96 144V143H95ZM133 144V143H132ZM178 144V143H177ZM204 144V143H203ZM42 145H43V143H42ZM114 145V144H113ZM115 146H116V144H115ZM89 147H91V146H89ZM93 147V146H92ZM93 147V148H94ZM221 147V146H220ZM5 148L7 149V150H5ZM85 147L83 148V151L85 152ZM87 149V151L89 150V152H90V150L92 149V148H90V149H88V148H86ZM1 150H2V152H1ZM96 152H97V150L96 149H94ZM43 151H45V150H43ZM83 151H81V152H83ZM87 151L85 152V153H87ZM196 151V150H195ZM42 152V151H41ZM88 152V153H89ZM93 153H95V154H97L96 152H94V151H92ZM99 152V151H98ZM99 152V153H100ZM144 152V153H143ZM152 152V151H151ZM150 152V153H151ZM39 153H40V155H39ZM58 153V154H57ZM135 153H137V154H135ZM65 154V155H66ZM80 154H82V153H80ZM91 153H89V155H90ZM102 154V155H103ZM149 154V153H148ZM153 154V155H154ZM5 155V156H6ZM39 155V156H38ZM62 155H64V154H62ZM79 155V154H78ZM83 155V154H82ZM91 155H93V154H91ZM99 155V154H98ZM101 156V155H100ZM117 156V157H116ZM244 156V155H243ZM243 156H241V157H243ZM65 157V156H64ZM142 157H144L143 159V162H142ZM63 158V157H62ZM61 158V159H62ZM66 158V157H65ZM81 159H83L84 157H80ZM121 158V157H120ZM120 158H118V160H123V157H122V159H120ZM126 158V157H125ZM64 159V158H63ZM85 159H86V156H85V158H84V160L83 161H85ZM92 159V158H91ZM102 159V158H101ZM242 159V158H241ZM69 160H67V161H69ZM110 160H111V158H110ZM118 160H116V162L118 161ZM129 160H131V162L129 161ZM2 161V160H1ZM4 161V160H3ZM63 161H65V160H63ZM62 161V162H63ZM79 161H80V159H79ZM92 161H93V159H92ZM95 161V160H94ZM99 161H101V160H99ZM114 161V160H113ZM121 161H118L116 164L118 165L119 163H121ZM168 161V160H167ZM42 162H43V164H42ZM70 162V161H69ZM89 162V161H88ZM96 162V161H95ZM103 162V161H102ZM102 162L100 163V164H102ZM61 163V161H59V164ZM70 163H72V162H70ZM70 163H62L63 164V168H65L66 169V171H64L63 169L61 170V168H58V170H57V166L55 167V168H53V169H55V170H57V171H59V170H61V171H64V172H66V174H67V172H69L70 173V171H72L73 172V170L72 169H74V171H75V169L77 168L76 167V163L75 164H70ZM74 163V162H73ZM85 163H86V161H85ZM91 163V162H90ZM105 163V162H104ZM107 163V162H106ZM62 164H60L61 166H62ZM98 164V163H97ZM111 164H112V162L111 163H108V164H102L101 166H102V168L105 170V171H108V169H109V167L111 166ZM115 163L114 164H112L113 166L114 165H116ZM40 165V167H42ZM57 165V164H56ZM79 165V164H78ZM77 165V166H78ZM89 165V164H88ZM87 165V166H88ZM93 165V164H92ZM92 165H91V167H92ZM96 165V164H95ZM45 166H46V164H45ZM53 166V167H54ZM59 166V165H58ZM87 166H85V167H87ZM44 167V166H43ZM47 167H49V166H47ZM79 167H81L80 165H79ZM112 167V166H111ZM123 167L121 168V167H119V171H120V173H122V171L120 170V168L121 169H123ZM46 168V167H45ZM44 168V169H45ZM88 168V170L90 169V171L91 170H93V172L95 171V169H91V168H89V167H87ZM98 168H100V167H98ZM115 166H114V170H115ZM1 169V168H0ZM1 169V170H2ZM40 169H42V168H40ZM51 169V168H50ZM79 169V168H78ZM78 169L76 170V171H78ZM80 169H82V167L80 168ZM83 169H84V167H83ZM82 169V170H83ZM101 169V168H100ZM102 169V170H103ZM46 170V169H45ZM44 170V171H45ZM48 170H49V168H48ZM81 170V171H82ZM88 170H87V172H85V174H88ZM98 170V169H97ZM43 171V170H42ZM43 171V172H44ZM50 171H52V170H50ZM60 171V172H61ZM99 171V170H98ZM42 172V173H43ZM48 172V171H47ZM59 172V173H60ZM63 172V173H64ZM55 173V174H54ZM58 173V174H59ZM74 173V172H73ZM78 173V172H77ZM76 173V174H77ZM84 173V172H83ZM96 173H98V172H96L95 171V175H96ZM102 173V172H101ZM104 173V172H103ZM107 173V172H106ZM143 173V172H142ZM44 174V173H43ZM72 174V173H71ZM82 173H80L79 175L82 177V175H81ZM109 174H111V172H110V170H109ZM113 174V173H112ZM16 176L17 177V179H16V177L15 178H12V176ZM93 175V174H92ZM92 175H91V177H92ZM99 175V174H98ZM105 175V174H104ZM107 175V174H106ZM105 175V176H106ZM33 176H37V177H33ZM45 176V177H44ZM64 176H65V174H64ZM74 176V175H73ZM87 176V175H86ZM86 176L85 175H83V177H85L84 179H86ZM88 176H90V175H88ZM102 176V175H101ZM66 177V176H65ZM67 177H69L68 175H67ZM71 177V176H70ZM75 177V176H74ZM80 177V178H81ZM83 177H82V179H81V181H79L78 180V182H77V184L79 183H81L82 182V180H84L83 179ZM94 177V178H93ZM92 178H90V179H92V180H89V181H93L94 183H93V185H91V187H89V186H84V188H83V185H82V188L80 187V185H78L81 189H84V190H82V192H83V196H84V200H83V204L82 205H85V206H89V207H93V206H96V204H98L99 203V205H101L100 204V202L102 203V201H105L106 200V198L109 196V194H112V192L110 191V193H108V196H107V192L110 190L109 189V186H108V184L106 185V186H104L100 181H99V177H100V175H99V177L97 178V176L95 177V176H93ZM127 177V178H126ZM71 178H73V177H71ZM78 177L76 176V179H77ZM103 178V177H102ZM106 178V177H105ZM108 178V177H107ZM112 178H113V176H112ZM114 178H115V176H114ZM75 179V178H74ZM75 179V180H76ZM89 179V178H88ZM88 179H86V180H88ZM110 179V178H109ZM116 179V178H115ZM54 180H56V182H54ZM65 180V179H64ZM75 180H73L72 181V179H71V186L69 185V187L71 188V190H73L72 189V185L74 186V183L76 182ZM85 180V181H86ZM113 180V179H112ZM111 179H110V181L108 182L109 184H114L115 182L114 181H112ZM117 180V179H116ZM68 181V180H67ZM66 181V182H67ZM75 181V182H74ZM102 181V180H101ZM105 181H107V180H105ZM121 181V180H120ZM120 181H118L117 180V182L119 183ZM65 182V187L66 188H64V190H62V189H59L58 191H57V201H55L53 204V206H55V205H57V209H56V212H57V214H58V216H57V214L55 215V216H57V217H59L58 219H57V221H56V226L54 227L53 226V228H50V226H47L46 227V229H45V224H44V222H46V221H48V220H44V222L43 223H41L42 225H44V226H42L40 223V225L39 226H42V228L43 229H45L46 231L48 230H53L54 228V232H53V234H52V232H51V234L54 236V241L53 240H50L51 242L53 241V247L54 248H58V251H59V253L58 254H60V256H62V258H64V256H65V250H67L68 251V249H66L67 247V243H69L68 241L70 240H68V236H69V233H70V227L68 226L69 225V223L72 221L71 219H69L68 217L70 216V214H68V216H64L63 214H62V212H66V207L68 208V206L69 207H71V204H72V202H71V204H70V202L68 203V201H67V196H66V193H67V191H69V188H68V184L67 183H69V182H67L66 183ZM87 182V181H86ZM102 182H104V181H102ZM113 182V183H112ZM88 183H90V182H88ZM92 183V182H91ZM121 183V182H120ZM119 183V184H120ZM67 184V185H66ZM76 184V183H75ZM77 184L75 185L76 187H77ZM85 185V184H84ZM87 185H90V184H87ZM110 185V186H111ZM121 185H123V183L121 184ZM58 186H57V188H58ZM108 186V187H107ZM116 186H118L116 183H115V186L113 185L112 187H116ZM120 186V185H119ZM49 187V186H48ZM47 187V191L49 190V188ZM50 187H54V186H52V185H50ZM122 187V186H121ZM120 187V188H121ZM60 188V187H59ZM119 188V187H118ZM119 188V189H120ZM51 189V188H50ZM65 189H66V191H65ZM76 188H74V190H75ZM81 189H79L78 187H77V190H75V194H76V191H80ZM115 189V188H114ZM117 189V188H116ZM122 189V188H121ZM43 191H44V189H42ZM41 190V191H42ZM54 190V189H53ZM53 190L51 189V192H52V194H50V195H52V196H56V195H54V193H53ZM73 190V191H74ZM108 190V191H107ZM111 190H113V188H111ZM50 191V190H49ZM48 191V192H49ZM120 191V190H119ZM154 191H156V190H154ZM55 192V191H54ZM122 192V193H123ZM80 193H81V191H80ZM148 193V192H147ZM12 194V195H11ZM46 194V193H45ZM55 194H56V192H55ZM74 194V195H75ZM163 194V193H162ZM82 195V194H81ZM9 196V195H8ZM50 197L51 198V200L53 199V201H54V198L53 197ZM71 196V195H70ZM76 196V195H75ZM111 196V195H110ZM109 196V197H110ZM149 196V195H148ZM10 197H9V199L7 198V196H6V198L5 199H8V201H10ZM79 196H77V198H78ZM147 197V196H146ZM153 197V196H152ZM159 197H160V195H159ZM2 198V199H3ZM80 198V197H79ZM1 199V201H3ZM4 199V200H5ZM41 199V200H40ZM43 199V200H44ZM146 199V198H145ZM48 200V199H47ZM74 200H75V197H74ZM77 200H79V199H77ZM11 201H15V198L12 200V198H11ZM10 201V202H11ZM18 201V200H17ZM16 201V202H17ZM22 201L20 202L21 204H23L22 203ZM40 201H41V204L43 203V205H41V204H39L40 203ZM45 201V200H44ZM50 201V200H49ZM52 201V202H53ZM76 201V200H75ZM80 201V200H79ZM107 201H110V199L108 200V198H107V200H106V202ZM122 201V200H121ZM5 202L7 203V200H5ZM15 202V203H16ZM51 202V201H50ZM2 203V202H1ZM0 203V204H1ZM4 203V202H3ZM15 203H13L12 202V204H10L9 206H11V205H15V207L17 206V207H21V206H18V205H21V204H15ZM26 203H27V206H26ZM74 203V202H73ZM76 203V202H75ZM74 203V204H75ZM107 203H109V202H107ZM9 204V202L7 203V205ZM49 203H47V205H48ZM50 204H52V203H50ZM49 204V205H50ZM70 204V205H69ZM104 204H106V203H104ZM103 204V205H104ZM119 204V203H118ZM1 205H4V204H1ZM14 205H13V207H14ZM5 206V205H4ZM9 206H7V207H9ZM40 206H39V208H40ZM52 206V207H53ZM72 206H75V205H72ZM76 206H78V204H76ZM108 206V205H107ZM16 207V209H18ZM47 207V206H46ZM79 207V206H78ZM88 207V208H89ZM97 207H99V206H97ZM1 208V207H0ZM3 208H5V207H3ZM11 208H12V206H11ZM39 208L37 209L38 210V212L40 213V211H39ZM51 208V207H50ZM65 208V209H64ZM72 208V207H71ZM70 208V209H71ZM6 209V208H5ZM15 209V208H14ZM13 209V210H14ZM21 209L22 208H20V211H21ZM22 209V210H23ZM33 209V208H32ZM31 208H29V210H32ZM41 209V208H40ZM43 209V208H42ZM73 209H75V208H73ZM81 209H83V210H85L84 208H81ZM95 209V208H94ZM12 210V209H11ZM27 210H28V208H27ZM29 210L27 211V213L29 212ZM34 210H36V209H34ZM36 210V211H37ZM45 210V209H44ZM51 210H55V207H53ZM80 210V209H79ZM78 210V211H79ZM129 210H130V208H129ZM166 210V209H165ZM5 212H6V210H4ZM8 211V210H7ZM17 211V213L15 212V214H16V216H17V214L18 213H20L19 212V209L18 210H16ZM35 211V212H36ZM49 211V210H48ZM48 211H47V213H48ZM70 211H73V214H74V210H70ZM76 211V210H75ZM106 211V210H105ZM109 211V210H108ZM168 211V210H167ZM1 212H3V211H1L0 210V213ZM5 212H4V214H5ZM23 212V211H22ZM21 212V214H23ZM37 212V213H38ZM54 212V211H53ZM69 212V211H68ZM103 212V211H102ZM8 213V212H7ZM9 213H10V209H9ZM8 213V214H9ZM24 213H26V212H24ZM33 214V212H30L29 214ZM36 213V214H37ZM42 213V212H41ZM40 213V214H41ZM52 212L50 211L48 214H51ZM81 213L82 212H80L79 213V215H81ZM85 213V212H84ZM88 213V212H87ZM4 214H1L0 215V217L1 216H3ZM31 214V215H32ZM35 214V215H36ZM40 214L39 215H37V217L39 216V217H41L40 219L38 218V220L36 219V221H34V222H36L37 224L36 225H34V224H30V225H34L33 227L34 228H36V226L38 227V221L39 220H42V217L43 216H40ZM53 214V213H52ZM65 214H67V213H65ZM72 214V212H71V215H73ZM102 214H104V213H102ZM150 214V213H149ZM10 215V214H9ZM26 215H28V214H25V217H26ZM35 215H33V216H35ZM44 215V214H43ZM76 215V214H75ZM85 215V214H84ZM105 215V214H104ZM107 215V214H106ZM153 215H157V214H153ZM159 215V214H158ZM158 215H157V217H158ZM163 215V214H162ZM162 215H159L160 217L162 216ZM15 216V217H16ZM51 215H48V217H47V214H46V217L47 218H49ZM53 216V215H52ZM74 216V215H73ZM82 216V215H81ZM142 216V215H141ZM9 217V216H8ZM7 217V218H8ZM21 217V216H20ZM45 217V216H44ZM54 217V216H53ZM70 217H72V216H70ZM165 217H167V216H165ZM3 218H5V217H3ZM3 218L1 217V219L3 220ZM11 218V217H10ZM14 218V217H13ZM12 218V219H13ZM17 218V217H16ZM15 218V219H16ZM19 218V217H18ZM18 218H17V220H18ZM27 218H28V216L26 217V220H27ZM35 218H36V216H35ZM35 218H33V219H35ZM74 218H75V216H74ZM80 218V217H79ZM79 218H76L77 220L79 219ZM90 218V217H89ZM122 218V217H121ZM148 218V217H147ZM168 218V217H167ZM6 219V218H5ZM11 219V220H12ZM14 219V220H15ZM24 219V218H23ZM51 219V221L53 222V220L54 219H52V218H50ZM69 221H68V220ZM84 219V218H83ZM87 219V218H86ZM158 219H159V217H158ZM10 220V219H9ZM13 220V221H14ZM16 220V221H17ZM42 220V221H43ZM5 220H3L2 221V223L4 222ZM6 221H8L7 219H6ZM12 221V222H13ZM16 221H15V223H16ZM20 221L22 222V219H20ZM28 221V220H27ZM51 221H50V223H51ZM76 221V220H75ZM84 221H86V220H84ZM131 221V220H130ZM10 222V221H9ZM8 222V225H7V230H9L8 229V226H9V223ZM17 222H19V220L17 221ZM29 222V221H28ZM54 222H55V220H54ZM78 222V224L80 223L79 221H77ZM14 223V224H15ZM32 223V222H31ZM50 223H48V224H50ZM71 223H75V224H77L76 222H74V221H72ZM82 223V222H81ZM7 224V223H6ZM6 224H5V226H6ZM26 224V223H25ZM48 224H46V225H48ZM54 224H51V227H52V225H54ZM0 225H2L1 224V221H0ZM11 225H12V223H11ZM20 225V223L18 224V226ZM21 225H22V223H21ZM29 225V224H28ZM4 226V227H5ZM17 226V225H16ZM15 226V227H16ZM17 226V227H18ZM23 226V225H22ZM27 226V225H26ZM73 226H77V225H73ZM72 226V227H73ZM121 226V225H120ZM1 228L3 227V226H0ZM12 226H10L9 228H11ZM17 227L15 228V229H17ZM29 227H31V226H28V228ZM83 227V226H82ZM118 227V226H117ZM1 228H0V230H1ZM19 228V227H18ZM24 228V227H23ZM27 228V229H28ZM40 228V227H39ZM41 228V229H42ZM6 229V228H5ZM5 229L3 230V232H4V235L6 234L5 232ZM22 229V228H21ZM30 229H32V228H30ZM38 229V228H37ZM42 229V230H43ZM120 229V228H119ZM118 229V230H119ZM2 230L0 231V234L2 233V235H3V232H2ZM14 230V229H13ZM18 230V229H17ZM35 231L34 232H36V229H34ZM74 230V229H73ZM125 230V229H124ZM10 231H11V229H10ZM25 231H26V229H25ZM39 231V230H38ZM75 231H77V230H75ZM84 231V230H83ZM12 232V231H11ZM8 233L9 235L11 234L12 235V233H14V232H12V233ZM18 232V231H17ZM22 232V231H21ZM27 232H28V234H29V231L27 230ZM41 232V231H40ZM42 232H44V230L42 231ZM41 232V233H42ZM16 233V232H15ZM22 233H24V232H22ZM30 233H33V231H31ZM40 233V234H41ZM117 233V232H116ZM8 234H6L7 235V237H8ZM20 234V233H19ZM34 234V233H33ZM96 234V233H95ZM3 235V236H4ZM6 235H5V237H6ZM17 234H14V236H15V238L14 239H18V238H16L17 236H16ZM35 235V234H34ZM43 235L44 234H42V238H46V236H44L43 237ZM47 235H48V233H47ZM86 235V234H85ZM3 236H1V237H3ZM20 236H21V240L23 239L22 238V235L20 234ZM24 236H25V234H24ZM29 236V235H28ZM39 236V235H38ZM51 236V235H50ZM0 237V238H1ZM4 237V238H5ZM19 237V236H18ZM41 237V236H40ZM4 238H1V240L3 239V241H4ZM9 238V237H8ZM8 238H6V239H8ZM11 238H13L12 236H11ZM42 238H40V239H42ZM50 238H52V237H50ZM100 238H102L101 236H100ZM5 239V240H6ZM30 239V238H29ZM33 239H34V237H33ZM33 239H32V241H33ZM35 239H37L38 240V242H40L39 241V238H36L35 237ZM34 239V240H35ZM49 239V238H48ZM48 239H46L47 241H49ZM0 240V241H1ZM11 240H13V239H11ZM10 240V241H11ZM24 240V239H23ZM37 240H36V242H37ZM45 240V241H46ZM102 240V239H101ZM10 241H8V240H6V243H10ZM14 241V240H13ZM13 241H11V242H13ZM25 241H26V239H25ZM25 241H23V242H25ZM32 241H30V243L32 242ZM44 241V240H43ZM42 241V242H43ZM81 241V240H80ZM20 242V241H19ZM35 242V241H34ZM33 242V243H34ZM109 242V241H108ZM2 243V242H1ZM1 243H0V247H1ZM6 243H4V244H6ZM15 243V242H14ZM18 243V242H17ZM17 243H15L16 245H17ZM33 243H31V244H33ZM41 243V242H40ZM44 243H46V242H44ZM47 243H49V242H47ZM104 243H105V241H104ZM11 244V247L12 246H14V245H12L13 243H10ZM29 244V243H28ZM50 244V246L52 245L51 243H49ZM100 244V243H99ZM22 245V244H21ZM25 245H26V243H25ZM24 245V246H25ZM42 245V244H41ZM45 245V244H44ZM47 245V244H46ZM45 245V248H44V251H45V249H47L46 246ZM5 246V249L6 248H9V249H11L10 248V246L9 247H6L7 246V244L6 245H4ZM27 246V245H26ZM29 246V245H28ZM27 246V247H28ZM33 246H35V245H33ZM110 246H111V244H110ZM109 246V247H110ZM20 246H18L17 245V248H19ZM22 247V246H21ZM35 247H38L37 245L35 246ZM44 247V246H43ZM43 247L42 246H40L39 248H41V249H43ZM108 247V248H109ZM3 248V247H2ZM13 248H15V246L13 247ZM12 248V249H13ZM31 248V247H30ZM30 248L26 251V252H28L29 250H30ZM39 248H36L37 250L39 249ZM48 248H49V246H48ZM51 248V247H50ZM9 249H7L8 251L7 252H9ZM11 249V250H12ZM16 249V248H15ZM14 249V250H15ZM21 249V248H20ZM36 249H33L36 253L35 254H39L40 253V249H39V251L37 252L36 251ZM51 249H53V248H51ZM78 249V248H77ZM0 250H2L1 248H0ZM16 250H18V249H16ZM16 250H15V252H16ZM31 250H32V248H31ZM32 250V251H33ZM48 250V249H47ZM5 251V250H4ZM3 251V252H4ZM13 251V250H12ZM21 251H22V249H21ZM24 251H25V249H24ZM34 251H33V253H32V256H34L35 254H34ZM52 251H54L55 252V249L54 250H52ZM57 251V250H56ZM80 251V250H79ZM120 251V250H119ZM3 252H2V255H1V257L3 256ZM7 252H5V253H7ZM11 252V251H10ZM9 252V253H10ZM15 252H12V254L13 253H15ZM41 252H43V250H41ZM54 252H51V254L52 253H54ZM17 253V252H16ZM24 253V252H23ZM44 253H46V251L44 252ZM12 254L10 255L11 257H13L12 256ZM26 254V253H25ZM34 254V255H33ZM41 254V253H40ZM50 254V253H49ZM57 254V253H56ZM7 255H8V253H7ZM14 255V254H13ZM22 255V256H21ZM21 255H19V251H18V257H22V258H19V260L20 259H25V258H23V254H21ZM27 255H29V254H26V256ZM120 255V254H119ZM31 256V257H32ZM39 255H36V256H34V257H36L35 259L37 260V258H39V257H43L42 256V254H41V256H39ZM80 256V255H79ZM0 257V258H1ZM7 257V256H6ZM5 257V258H6ZM9 257V256H8ZM7 257V258H8ZM10 257V258H11ZM15 257V256H14ZM17 257V258H18ZM25 257V256H24ZM34 257H33V259H34ZM76 257V256H75ZM4 258V257H3ZM77 258V257H76ZM32 259V260H33ZM34 259V260H35ZM43 259V258H42ZM58 259V258H57ZM8 260V259H7ZM6 260V261H7ZM10 260V259H9ZM13 260V258L11 259V261ZM27 260V259H26ZM36 260L34 261L35 263H36ZM40 260V259H39ZM44 260V259H43ZM52 260V259H51ZM116 260H117V258H116ZM4 261V260H3ZM18 261V260H17ZM24 261V260H23ZM22 261V262H23ZM41 261V260H40ZM39 261V262H40ZM50 261V260H49ZM59 261V260H58ZM115 261V260H114ZM1 263H2V258H1V261H0ZM13 262V261H12ZM18 262H21V261H18ZM75 262V261H74ZM77 262V261H76ZM107 262V261H106ZM4 263H6V262H4ZM8 263V262H7ZM11 263V262H10ZM13 263H15V262H13ZM28 263V262H27ZM30 263V262H29ZM48 263V262H47ZM51 264H52V262H50ZM57 263V262H56ZM62 263V262H61ZM81 263V262H80ZM20 264V263H19ZM39 264V263H38ZM41 264V263H40Z\"/></svg>",
	"mask_w": 264,
	"mask_h": 264
}]
</instances>
